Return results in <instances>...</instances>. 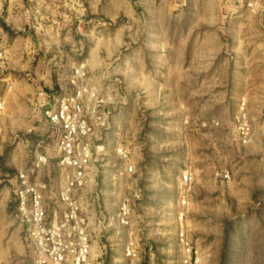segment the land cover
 Returning <instances> with one entry per match:
<instances>
[{"label": "rangeland", "instance_id": "374dc122", "mask_svg": "<svg viewBox=\"0 0 264 264\" xmlns=\"http://www.w3.org/2000/svg\"><path fill=\"white\" fill-rule=\"evenodd\" d=\"M238 4L152 0L137 8L148 22L132 39L123 23H106L103 33L96 32L89 15L83 44L95 51L77 55L50 52L54 46L35 52V34L43 38L55 28H48L49 21L35 24V7L28 9L25 0H4L0 30L12 50L6 74L11 85L2 90L0 170L14 171L21 166L18 159L32 155V146L18 143L15 135L30 124L27 100L35 88L54 86L45 80L55 84L57 65L68 73L73 62L88 59L96 75L102 64L108 91L117 98L96 167L100 205L90 217L93 264H180V227L201 251V264H264V28ZM240 107L253 127L246 145L233 137ZM25 137L36 144V135ZM119 146L128 147L135 176L118 175ZM48 160L55 191L58 169ZM187 169L193 180L182 206L181 175ZM224 170L228 183L221 178ZM3 187L0 191L9 185ZM9 190L7 205L0 192V264H28ZM134 190L139 198L132 197ZM122 197L131 200L128 230L116 220ZM129 231L139 251L134 261L124 252Z\"/></svg>", "mask_w": 264, "mask_h": 264}, {"label": "built area", "instance_id": "2783aa9c", "mask_svg": "<svg viewBox=\"0 0 264 264\" xmlns=\"http://www.w3.org/2000/svg\"><path fill=\"white\" fill-rule=\"evenodd\" d=\"M33 9L36 0H25ZM4 0H0V10ZM75 23V30L83 35L85 18L84 2ZM239 9L257 17L264 28V0H238ZM6 38L0 35V115L4 110L3 88H8ZM54 86L38 87L27 100L30 124L24 134L15 135L25 146H32V155L24 159L12 176V195L15 203L14 218L24 235L28 264H93L91 253L90 217L99 208L100 191L97 182V166H100L104 147L103 133L109 127L116 104V96L108 91V75L105 71L91 73L87 60L73 62L68 73L63 66L55 69ZM35 121L37 125L35 126ZM218 123L215 122V125ZM39 125L42 128H39ZM261 130L264 132V112L261 113ZM37 136L36 144L23 136ZM253 127L240 107L236 117L233 137L241 145L250 143ZM47 145H51L48 147ZM122 165L118 175L132 177L136 168L126 146L116 150ZM28 156V155H27ZM49 157L58 169L57 188L47 177ZM0 170V183L5 179ZM222 181L228 183L230 173L224 170ZM193 180L187 169L181 175L179 202L187 204L188 192ZM132 197L140 193L133 191ZM131 200L122 197L118 203L116 220L127 230L131 225ZM124 246L126 257L138 258L137 243L132 231L127 232ZM180 264H201L199 248L180 227L177 233Z\"/></svg>", "mask_w": 264, "mask_h": 264}, {"label": "crops", "instance_id": "0c3cea01", "mask_svg": "<svg viewBox=\"0 0 264 264\" xmlns=\"http://www.w3.org/2000/svg\"><path fill=\"white\" fill-rule=\"evenodd\" d=\"M81 1L84 2L85 0H36L34 12L35 24L41 27L44 26L45 22L49 21L51 24L47 25L48 28L54 27L55 32H52V35L42 34L43 38L35 34V52H48L53 46L56 47V49L54 48L50 52H78L77 55H81V52L95 51L93 48L91 50H85L83 44L84 38L81 35L77 36V32L75 31V23L82 8ZM151 1L152 0H87L86 6L84 4V9L86 10L85 18L89 19V15H91L90 20H93V23L96 24L95 27L98 28L96 32L98 33H103L107 29V26H105L106 23L111 25L123 23L125 24H122L123 27L128 30L127 37L132 39L140 34V26H145L148 22L143 18L142 13L141 15L139 14L140 11H137V8L149 4ZM150 21L152 22L153 19H150ZM65 27L67 28L66 32H60V29H64ZM0 35L7 39L4 31L0 30ZM63 45L68 46L65 47ZM11 50L10 48L7 50V67H9V52H11ZM20 52H34V49L30 51L22 49ZM86 60L87 65H89L88 59ZM60 66L65 68L64 65H57V67ZM99 66L101 68H99L97 72L103 70V65L100 64L98 67ZM45 83L47 85H54L50 80H45ZM37 88L38 87H36L35 90ZM23 161L24 159L22 160V158L21 160L18 159L16 164L22 165ZM18 168H20V166H16L15 170L10 172L6 168L5 170H1L6 178L0 183V188H4L3 186H7V184L9 185V188L0 191L5 205L10 202L11 195L9 189L10 187L12 189V176Z\"/></svg>", "mask_w": 264, "mask_h": 264}]
</instances>
